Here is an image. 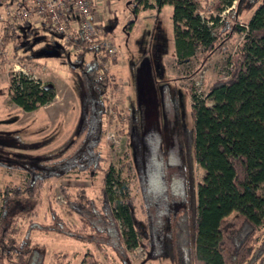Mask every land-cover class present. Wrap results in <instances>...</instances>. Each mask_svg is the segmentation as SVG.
Returning <instances> with one entry per match:
<instances>
[{
	"label": "trees",
	"instance_id": "obj_1",
	"mask_svg": "<svg viewBox=\"0 0 264 264\" xmlns=\"http://www.w3.org/2000/svg\"><path fill=\"white\" fill-rule=\"evenodd\" d=\"M133 2L135 10L139 6L141 11H151L156 20L164 8L170 9L178 64L196 53L209 56L215 52L218 42L212 29L217 24L226 26L225 18L220 20L221 13L226 11L225 17L234 20L239 13L253 11L246 23L229 29L241 40L228 60L225 77L213 82L203 98L189 91L191 127L185 129L180 123L179 131L171 135V139L184 138L185 142L176 144L173 140L163 152L157 150L162 140H156L153 132L147 139L142 137L146 151L150 148L154 153L147 166L155 184L145 191L141 220L135 216L129 181L120 178L111 166L101 168L103 122L115 111L107 104L118 90L114 77L104 68L114 59L102 48L108 32L93 25L98 32L90 45L79 39L65 44L60 49L64 58L73 54L72 61L65 60L67 69L78 72V125L58 147L19 163L24 177L0 189V264H43V252L32 244L27 231L41 229L30 221L34 213L28 204L37 199L45 180L98 172L102 176L96 200L83 188L73 193L61 191L66 213L76 216L80 227L73 233L63 231L59 215L48 207L49 223L43 230L92 244L100 252L109 248L122 262V255L135 248L144 252L148 261L161 260L170 244L172 264H264V194L260 191L264 186V0H210L215 15L206 17L200 16L198 0ZM25 26L18 33L2 29L0 47L10 46L14 54L20 49L27 51L28 45L17 43L21 33L27 39L34 31ZM42 30L51 31L47 27ZM78 45L81 51L73 52ZM88 55L91 59L85 60ZM7 88L9 103L22 113L33 112L54 98L50 85L20 74L9 75ZM162 99L166 104L168 95L163 93ZM134 114L124 116L123 124L125 135L132 143H139L142 120ZM9 159L5 162L12 163ZM194 165L203 172L199 183ZM112 188L118 194L114 209L110 206ZM181 226L188 230L187 247L177 242ZM24 229V236L17 239ZM62 258L53 255L52 261L61 264Z\"/></svg>",
	"mask_w": 264,
	"mask_h": 264
},
{
	"label": "rangeland",
	"instance_id": "obj_2",
	"mask_svg": "<svg viewBox=\"0 0 264 264\" xmlns=\"http://www.w3.org/2000/svg\"><path fill=\"white\" fill-rule=\"evenodd\" d=\"M198 1L201 17L215 15L210 10V0ZM133 3V0H91V15L95 23L108 32L114 59L105 65V69L108 75L114 77L118 87L116 93L109 96L107 104L115 111H110L112 117L103 122L99 145L100 155L104 158L101 168L111 166L119 172L120 178L129 181L135 216L141 220L145 191L152 190L155 184L147 166L154 159V153L149 147L146 151L142 137L147 139V135L153 132L156 140L161 138L157 150L163 152L173 144V140L176 144L185 142L184 138L171 139V135L179 131L180 123L185 129L191 127L189 91L203 98L213 82L225 77L228 60L241 40L240 35L229 29L246 23L253 9L239 13L234 20L225 17L226 11L221 13L220 20L225 18L226 26L217 24L212 29L218 42L215 52L209 56L196 53L193 58L178 64L173 52L170 9L164 8L156 20L153 12L141 11L139 6L135 10ZM72 19L71 26L76 17ZM25 27H34V31L27 39L21 33L17 43L21 47L28 45V50L24 52L20 49L14 54L8 46L0 56V189L6 184H16L24 177L19 163H25L28 156L37 157L58 147L78 125V72L68 70L65 64L66 59L72 61L73 54L68 53L69 58H64L60 50L64 44L53 32H44L34 23ZM88 59L91 55L85 57V60ZM13 74L26 75L41 85H50L54 98L33 112H19L9 103L7 95L8 77ZM163 93L168 95L166 104L162 101ZM132 112H136L137 115H134L142 120L138 130L141 140H136L139 143H132L125 135L123 117ZM116 117L121 120L117 122ZM9 157L12 163L5 162ZM202 175L203 172L194 165L196 183L201 181ZM101 176L99 172L93 175L70 173L45 180L37 199L28 204V209L34 213L30 221L41 229L27 231V235L32 244L42 250L43 264H54L53 255L58 259L64 257L61 264H172L170 244L164 248L166 255L161 260L148 261L145 253L135 248L131 253L122 255V262L109 248L104 247L100 252L92 244L43 230L49 223L48 207H51L63 222V231L75 232L80 222L76 216L66 213L61 191L73 193L83 188L91 199L96 200L100 195ZM260 191L264 194V186ZM112 193L110 206L114 209L118 197L115 188H112ZM118 224L119 231L124 233L123 225ZM25 229L17 239L24 236ZM180 230L177 242L187 247L188 230L185 226Z\"/></svg>",
	"mask_w": 264,
	"mask_h": 264
},
{
	"label": "built area",
	"instance_id": "obj_3",
	"mask_svg": "<svg viewBox=\"0 0 264 264\" xmlns=\"http://www.w3.org/2000/svg\"><path fill=\"white\" fill-rule=\"evenodd\" d=\"M91 11V0H0V41L2 29L18 33V29L23 25L34 23L41 29L49 28L64 45L78 39L90 45L98 32L93 27L97 24L92 18ZM73 16L76 17V21L71 26ZM89 19L92 20L91 23L88 22ZM102 48L108 57L114 56L108 36L103 40ZM4 50L5 48L0 47V56ZM80 51L81 47L78 45L73 52Z\"/></svg>",
	"mask_w": 264,
	"mask_h": 264
},
{
	"label": "crops",
	"instance_id": "obj_4",
	"mask_svg": "<svg viewBox=\"0 0 264 264\" xmlns=\"http://www.w3.org/2000/svg\"><path fill=\"white\" fill-rule=\"evenodd\" d=\"M92 18H94V17L92 16ZM94 21H95V19H94Z\"/></svg>",
	"mask_w": 264,
	"mask_h": 264
}]
</instances>
